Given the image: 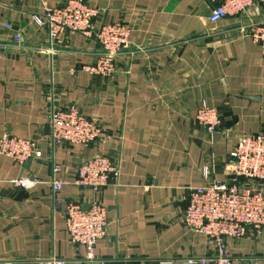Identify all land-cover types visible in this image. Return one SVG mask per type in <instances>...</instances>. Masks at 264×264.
I'll return each mask as SVG.
<instances>
[{
  "label": "crops",
  "instance_id": "1",
  "mask_svg": "<svg viewBox=\"0 0 264 264\" xmlns=\"http://www.w3.org/2000/svg\"><path fill=\"white\" fill-rule=\"evenodd\" d=\"M63 1L0 0V135L32 138L41 152L24 165L0 155V264L51 256L67 264H184L211 254L206 237L182 221L185 196L207 180L231 181L227 162L238 137L264 134V55L248 35L264 25V12L250 8L213 23V0H84L98 9L97 23L130 29L116 72L102 77L82 69L99 53L94 38L66 33L50 46L32 21L42 2ZM202 103L220 113L213 133L195 122ZM71 105L103 133L87 146L53 147L48 113ZM97 154L118 164L119 174L95 196L74 178ZM20 176L38 183L13 187ZM53 179L66 184L54 192ZM95 197L106 207L107 237L88 261L86 249L68 240L64 208ZM225 242L237 264H264V229Z\"/></svg>",
  "mask_w": 264,
  "mask_h": 264
},
{
  "label": "built area",
  "instance_id": "2",
  "mask_svg": "<svg viewBox=\"0 0 264 264\" xmlns=\"http://www.w3.org/2000/svg\"><path fill=\"white\" fill-rule=\"evenodd\" d=\"M209 20L213 23L227 17H240L250 8L264 12V0H213ZM42 12L33 13L32 21L47 31L50 46L58 43L67 33L94 38L99 45L95 62L82 69L91 75L112 76L116 72V59L129 45L130 29L121 21L97 23L99 11L84 0H64L48 7L42 2ZM11 29L10 24H4ZM252 42L264 55V25L254 24L248 33ZM13 40L19 44L22 36L13 32ZM51 51V48H49ZM49 133L47 141L53 147L65 144L87 146L95 142L103 130L94 118L85 117L77 106L52 108L48 113ZM195 122L208 132H214L221 124L216 108L202 103L196 110ZM0 155L24 165L41 156L32 138H20L10 133L0 135ZM227 167L231 181L207 180L202 185L190 187L186 192V207L182 211L185 226L203 234L212 253L199 258L183 260L184 264H237L226 249V239L239 240L249 234L260 236L264 229V134L245 133L238 137ZM54 171L61 166L55 164ZM119 174L118 164L108 156L94 155L84 159L75 170L74 184L91 190L95 196ZM207 177V170H205ZM38 183L36 179L20 176L11 181L15 188L29 189ZM65 181L53 179L51 186L58 192ZM64 222L70 243L86 249V260H93V249L107 237L108 218L105 205L94 198L84 207L68 203L64 208ZM36 264H67L55 256L40 259Z\"/></svg>",
  "mask_w": 264,
  "mask_h": 264
}]
</instances>
